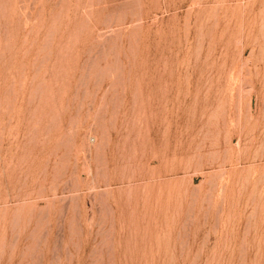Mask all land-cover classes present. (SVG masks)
<instances>
[{
	"label": "rangeland",
	"instance_id": "obj_1",
	"mask_svg": "<svg viewBox=\"0 0 264 264\" xmlns=\"http://www.w3.org/2000/svg\"><path fill=\"white\" fill-rule=\"evenodd\" d=\"M0 264H264V0H0Z\"/></svg>",
	"mask_w": 264,
	"mask_h": 264
}]
</instances>
